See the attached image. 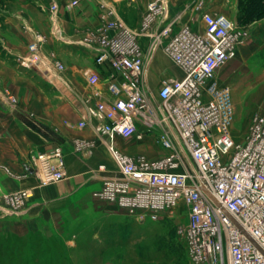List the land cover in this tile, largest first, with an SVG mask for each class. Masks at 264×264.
I'll return each instance as SVG.
<instances>
[{
  "label": "built area",
  "instance_id": "2783aa9c",
  "mask_svg": "<svg viewBox=\"0 0 264 264\" xmlns=\"http://www.w3.org/2000/svg\"><path fill=\"white\" fill-rule=\"evenodd\" d=\"M94 1L100 24L77 39L62 34L58 0H49L47 10L50 38L90 52L95 64L112 71L105 81L94 70L83 72L91 92L81 98L80 119L67 123L90 128L113 162L112 167L101 162L91 169L90 176L100 179L92 196L143 221L184 208L186 222L176 232L190 264H264V108L251 118L244 141L236 143L231 88L218 72L236 57L248 29L201 5L202 28L193 29L180 22V15L169 13L170 0H148L139 25L130 27L108 0ZM66 4L75 7L79 0ZM142 37L148 39L146 51ZM44 41L41 33H34L19 64L34 70L52 65L64 69L53 55L50 60L43 55ZM158 51L180 76L162 79L152 89L147 73ZM117 137L137 143L149 138L164 153L154 158L127 154L118 147ZM90 146L82 140L73 145L77 152ZM30 159L40 185L67 175L58 145L35 151ZM30 196L29 190H21L1 199L18 213Z\"/></svg>",
  "mask_w": 264,
  "mask_h": 264
},
{
  "label": "crops",
  "instance_id": "0c3cea01",
  "mask_svg": "<svg viewBox=\"0 0 264 264\" xmlns=\"http://www.w3.org/2000/svg\"><path fill=\"white\" fill-rule=\"evenodd\" d=\"M108 1L114 5L118 15L128 26L137 27L148 0ZM208 1L170 0L169 13L174 16L180 15L181 23L201 30L200 5L212 12H220L212 5L219 0H213L212 4ZM48 5L49 0L44 4L37 1L29 3L26 0H4L0 3V208H2L0 219L17 215L37 217L43 210L54 207L63 200L77 197L88 189L97 188L100 179L98 176L92 178L90 171L98 163L104 162L108 166H113L106 149L95 140L90 128H76L70 125L80 119L83 111L81 98L89 96L91 92L83 72L94 70L98 72L100 79L105 81L112 71L95 64L90 52L50 38L47 23ZM58 5V21L62 34L69 39H77L100 24V10L94 0H79L75 7H68L66 0H58ZM34 33H41L45 37L41 46L43 55L45 57L47 55L49 60L53 55L64 64L62 70L55 69L53 65L48 70L40 69L42 71L40 78L56 85L67 86L71 94L68 97L57 96L60 102L66 101L68 104L63 105L59 102L52 113H44V101L47 99H44L42 89L33 73L22 67L18 61V58L26 54L27 44ZM140 43L142 50L146 51L148 39L142 37ZM155 58L163 61L164 67L156 68ZM173 76H180L179 70L162 51L156 52L148 68L149 86L152 89L158 88L162 79ZM3 92L13 93L19 104L10 109V105L3 102ZM80 140L91 143V146L84 151H75L73 145ZM116 143L123 152L131 155L145 153L148 157L154 158L164 153V150L152 143L149 138L137 143L133 138L117 137ZM57 145L63 151L67 175L55 183L40 185L39 175L34 170L30 155L35 151H47ZM104 155L110 158L111 164L102 160L101 157ZM25 166L31 168V171ZM21 190H29L31 196L19 214L13 213L5 206L1 197L3 194ZM120 258L100 256L102 261L107 259L117 261Z\"/></svg>",
  "mask_w": 264,
  "mask_h": 264
},
{
  "label": "rangeland",
  "instance_id": "374dc122",
  "mask_svg": "<svg viewBox=\"0 0 264 264\" xmlns=\"http://www.w3.org/2000/svg\"><path fill=\"white\" fill-rule=\"evenodd\" d=\"M208 2L212 4L213 0ZM212 5L249 31L236 57L218 71L219 79L231 88L234 107L231 132L239 144L248 133L253 115L264 108V0L248 4L247 0H219ZM258 11L262 14L257 15ZM154 63L156 68L164 67L158 58ZM28 70L47 99L44 113H52L59 105L60 95L71 96L67 86L41 79V70ZM2 95L15 97L8 92ZM4 97L3 102L10 109L19 104L16 97L14 102ZM101 158L111 164L107 155ZM93 189L47 208L37 217L17 215L0 219V264H190L176 232L186 222L184 208L159 220H136L117 205L93 197ZM101 255L121 258L102 261Z\"/></svg>",
  "mask_w": 264,
  "mask_h": 264
},
{
  "label": "trees",
  "instance_id": "16d2710c",
  "mask_svg": "<svg viewBox=\"0 0 264 264\" xmlns=\"http://www.w3.org/2000/svg\"><path fill=\"white\" fill-rule=\"evenodd\" d=\"M254 1H256V0H247V4L250 3V2H254ZM261 14H262V12L261 11H258V14L257 15H261Z\"/></svg>",
  "mask_w": 264,
  "mask_h": 264
},
{
  "label": "water",
  "instance_id": "95a60500",
  "mask_svg": "<svg viewBox=\"0 0 264 264\" xmlns=\"http://www.w3.org/2000/svg\"><path fill=\"white\" fill-rule=\"evenodd\" d=\"M26 167V166H25ZM29 171H31V168H29V167H26Z\"/></svg>",
  "mask_w": 264,
  "mask_h": 264
}]
</instances>
